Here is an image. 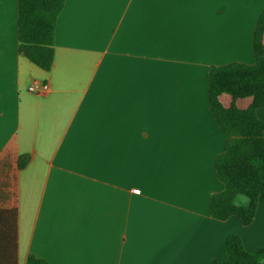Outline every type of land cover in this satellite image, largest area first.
<instances>
[{
	"label": "crops",
	"instance_id": "crops-1",
	"mask_svg": "<svg viewBox=\"0 0 264 264\" xmlns=\"http://www.w3.org/2000/svg\"><path fill=\"white\" fill-rule=\"evenodd\" d=\"M263 11L264 0H66L45 71L19 49L18 0H0V207L17 209L18 264H211L232 234L264 247V200L250 226L211 216L228 136L207 80L212 66L255 63ZM34 82L49 90L30 93Z\"/></svg>",
	"mask_w": 264,
	"mask_h": 264
},
{
	"label": "trees",
	"instance_id": "trees-1",
	"mask_svg": "<svg viewBox=\"0 0 264 264\" xmlns=\"http://www.w3.org/2000/svg\"><path fill=\"white\" fill-rule=\"evenodd\" d=\"M66 0H18L19 49L39 68L50 71L54 64L55 31ZM264 11L254 33L255 63H231L209 69L208 104L216 125L228 136L225 150L215 161L218 180L224 188L210 199L211 216L219 221L231 217L250 226L259 201L264 200V122L257 111L264 107ZM223 95L231 102L224 106ZM250 100L245 108L238 102ZM22 155L19 169L29 163ZM247 202L240 205L239 198ZM17 209L0 207V264H18ZM26 264H47L28 256ZM211 264H264V247L246 250L239 235L228 236L224 258Z\"/></svg>",
	"mask_w": 264,
	"mask_h": 264
},
{
	"label": "built area",
	"instance_id": "built-area-1",
	"mask_svg": "<svg viewBox=\"0 0 264 264\" xmlns=\"http://www.w3.org/2000/svg\"><path fill=\"white\" fill-rule=\"evenodd\" d=\"M48 90H49V85L46 83L34 82L29 87V92L32 94H42V93L47 92Z\"/></svg>",
	"mask_w": 264,
	"mask_h": 264
},
{
	"label": "rangeland",
	"instance_id": "rangeland-1",
	"mask_svg": "<svg viewBox=\"0 0 264 264\" xmlns=\"http://www.w3.org/2000/svg\"><path fill=\"white\" fill-rule=\"evenodd\" d=\"M250 100L246 99V100H241L238 102V106L240 108H244L245 104L248 103ZM242 199V201L239 202L240 205H243V201L247 202V199L245 197H240Z\"/></svg>",
	"mask_w": 264,
	"mask_h": 264
}]
</instances>
